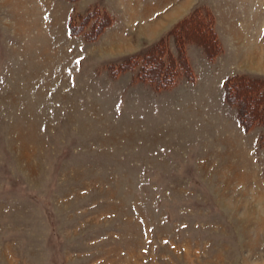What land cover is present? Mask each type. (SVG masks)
<instances>
[{"label":"rangeland","instance_id":"1","mask_svg":"<svg viewBox=\"0 0 264 264\" xmlns=\"http://www.w3.org/2000/svg\"><path fill=\"white\" fill-rule=\"evenodd\" d=\"M261 80L264 0H0V264H264Z\"/></svg>","mask_w":264,"mask_h":264},{"label":"trees","instance_id":"2","mask_svg":"<svg viewBox=\"0 0 264 264\" xmlns=\"http://www.w3.org/2000/svg\"><path fill=\"white\" fill-rule=\"evenodd\" d=\"M70 1H77V0H70ZM94 12H93V10H90L89 12H87V15L86 16H84L85 18H83V21H86V19L88 18V17H90L91 16V14H93ZM198 13V12H197ZM197 13H193V15H190L187 19H186V22H185V24L184 25H186V24H191L194 20L195 21H198V23H200V24H197V26L198 27H201V26H203V28L206 30L207 29V31H210L211 32V35H212V37H213V51H211V56L214 54V52L216 51V48H217V54H218V52H220V48H219V41H218V39H217V36L215 35V34H213V32H212V26H213V24H211V25H209L210 24V22H205V18L203 19L200 15H198ZM194 14H195V16H194ZM208 14V19L210 20V18H211V16H210V13H207ZM101 15H103V16H105V18L106 17H108V15H107V13H106V11H102L101 12ZM78 17L81 19L82 17H81V15H79L78 14ZM192 17H194V18H192ZM208 20V21H209ZM74 21V20H73ZM73 21H71V23H70V31H71V34H73V35H77V34H80V33H82L83 31L82 30H78L77 29V27L75 26V24H73L74 22ZM108 21V20H107ZM205 23H207V25L205 24ZM110 24L111 23H107L106 25H98L99 27H97L96 28V32H97V35H100L102 32H103V30L106 28V27H108V26H110ZM181 27H183L182 25H181ZM99 28V29H98ZM86 35V32H84V36ZM96 35V36H97ZM187 38V40H186V42L185 43H189V42H194L193 40H190L189 38H188V36H186ZM162 42H164L163 40H161L160 42H157V44H155L153 47H151L149 50H148V52H147V54H144V55H142V56H134V57H132V58H128L127 59V64L126 65H123V64H121V66H119L120 68H122L123 66H127L128 68H125L124 70H128V69H130L131 68V65H129L130 64V62L129 61H135V59H140L139 61H142L141 63H142V66H143V75H145V76H143L144 78H143V80H145V81H148V82H150L151 84H155L156 86H157V89H168V88H171V87H173V86H175V84H176V80H175V78H177L178 76H179V74L178 75H174V76H172V74H173V71H170V69H168V72L169 73H171V75H169L168 77H166V73H168V72H166L165 74L161 71L160 73L158 72V74H156L157 76H151V75H149V72L151 71V69H154V70H158V66H157V64H158V62H155L156 64L155 65H151V63L152 62H150L149 61V59L151 58V57H153L152 55H154L155 53L160 57V59L162 58V54H158L159 53V51H158V53H157V49H158V46L160 45V44H162ZM179 43V48H178V50L180 51V58H179V63H180V65H181V67L183 68V70H184V72H185V75L188 77V78H192V72H191V69H190V66H189V63L187 62V60H186V58H185V56H184V48H183V44L182 43H180V42H178ZM184 43V44H185ZM210 47V46H209ZM208 48V47H207ZM206 48V49H207ZM219 48V49H218ZM151 50V51H150ZM208 50V49H207ZM160 62H159V64H162L161 63V60H159ZM118 67V70L120 69ZM171 67H172V65H171ZM119 71H121V70H119ZM171 76H172V78L174 77V79L172 80L171 79ZM169 80H168V79ZM173 81V82H172ZM239 83H242V79L240 78H231V79H229V80H227L226 81V83H225V85H224V87H225V98H226V100H227V102H229L230 104H234V105H239V102H238V100L237 99H233V97H232V92H231V90L234 88L233 86L234 85H238ZM257 83V82H256ZM259 86L261 85L262 86V92H263V90H264V80L262 81H260L259 83H257ZM260 86V87H261ZM232 98V99H231ZM263 98L261 97L259 100L261 101ZM258 104H259V102H258ZM261 105V107H263L262 106V104H260ZM241 112L239 111V114H240ZM242 114V113H241ZM241 117H242V115H241Z\"/></svg>","mask_w":264,"mask_h":264},{"label":"crops","instance_id":"3","mask_svg":"<svg viewBox=\"0 0 264 264\" xmlns=\"http://www.w3.org/2000/svg\"><path fill=\"white\" fill-rule=\"evenodd\" d=\"M66 2V1H65ZM65 5V4H64ZM70 10H69V13H68V16H67V19H65L64 23H65V26L67 27V25H69V19H70ZM67 31V30H66Z\"/></svg>","mask_w":264,"mask_h":264}]
</instances>
